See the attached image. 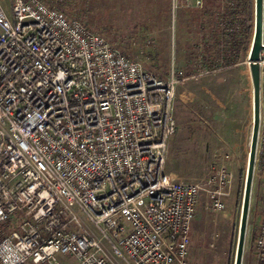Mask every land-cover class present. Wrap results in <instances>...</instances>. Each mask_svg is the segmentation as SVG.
Listing matches in <instances>:
<instances>
[{
    "label": "built area",
    "instance_id": "built-area-1",
    "mask_svg": "<svg viewBox=\"0 0 264 264\" xmlns=\"http://www.w3.org/2000/svg\"><path fill=\"white\" fill-rule=\"evenodd\" d=\"M261 42L264 184V23ZM180 74L46 0H0V264H186L202 186L165 169ZM229 174L206 178L215 209ZM252 246L264 264V193Z\"/></svg>",
    "mask_w": 264,
    "mask_h": 264
},
{
    "label": "rangeland",
    "instance_id": "rangeland-1",
    "mask_svg": "<svg viewBox=\"0 0 264 264\" xmlns=\"http://www.w3.org/2000/svg\"><path fill=\"white\" fill-rule=\"evenodd\" d=\"M46 1L77 16L160 75H167L172 64L181 71L165 169L202 186L186 264H233L252 121L247 55L253 0L249 7L245 0ZM221 168L230 176L224 207L215 209L206 178ZM263 191L264 184L253 173L241 264H254L252 239Z\"/></svg>",
    "mask_w": 264,
    "mask_h": 264
},
{
    "label": "water",
    "instance_id": "water-1",
    "mask_svg": "<svg viewBox=\"0 0 264 264\" xmlns=\"http://www.w3.org/2000/svg\"><path fill=\"white\" fill-rule=\"evenodd\" d=\"M262 29L263 0H253V29L247 55L249 74L252 85V121L233 264H241L242 261L250 195L252 189L260 108L259 64L257 59L259 50L262 46Z\"/></svg>",
    "mask_w": 264,
    "mask_h": 264
},
{
    "label": "trees",
    "instance_id": "trees-1",
    "mask_svg": "<svg viewBox=\"0 0 264 264\" xmlns=\"http://www.w3.org/2000/svg\"><path fill=\"white\" fill-rule=\"evenodd\" d=\"M245 2H246V5L249 7L251 6L252 0H245Z\"/></svg>",
    "mask_w": 264,
    "mask_h": 264
}]
</instances>
